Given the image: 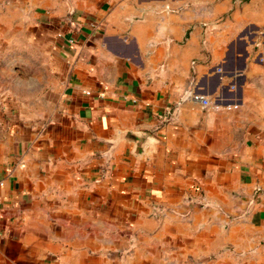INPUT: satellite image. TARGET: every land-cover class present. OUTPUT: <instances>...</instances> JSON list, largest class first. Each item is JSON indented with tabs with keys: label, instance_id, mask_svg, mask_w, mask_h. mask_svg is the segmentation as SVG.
<instances>
[{
	"label": "crops",
	"instance_id": "1",
	"mask_svg": "<svg viewBox=\"0 0 264 264\" xmlns=\"http://www.w3.org/2000/svg\"><path fill=\"white\" fill-rule=\"evenodd\" d=\"M0 264H264V0H0Z\"/></svg>",
	"mask_w": 264,
	"mask_h": 264
},
{
	"label": "built area",
	"instance_id": "2",
	"mask_svg": "<svg viewBox=\"0 0 264 264\" xmlns=\"http://www.w3.org/2000/svg\"><path fill=\"white\" fill-rule=\"evenodd\" d=\"M72 40V39H71ZM87 93H90V91L89 90H87L86 91ZM194 98H196V99H202V101H203V103L204 104H208V99H206V98H202L199 94H195L194 95ZM134 102L135 101H137L136 99H134L133 100ZM174 109L173 108H170V109H168L163 115H162V120H163V122L164 121H169L170 119H171V117H173L174 116Z\"/></svg>",
	"mask_w": 264,
	"mask_h": 264
}]
</instances>
